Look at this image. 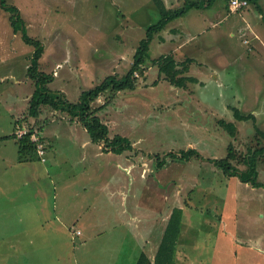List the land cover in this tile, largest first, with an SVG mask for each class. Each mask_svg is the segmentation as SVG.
<instances>
[{"label":"rangeland","instance_id":"374dc122","mask_svg":"<svg viewBox=\"0 0 264 264\" xmlns=\"http://www.w3.org/2000/svg\"><path fill=\"white\" fill-rule=\"evenodd\" d=\"M4 1L19 8L25 36L44 46L39 69L52 75L45 86L63 92L72 102L106 76L125 75L148 28L162 18L153 0L149 2L154 7L152 11L143 7L141 0ZM221 3L224 5V0ZM1 4L0 0V264H135L142 251L154 256L164 223L157 219L149 226L150 216L154 215L150 209L139 221L130 220L123 210L118 190L126 187L133 209L134 195L145 184L143 179L132 180L118 167L117 160L122 162L125 157L137 164V172L144 165L147 176L159 177L158 197L153 201L160 209L179 206L181 200L193 197L190 203L199 210L201 220H196L193 227L187 218L183 220L185 232L178 244L176 264H210L216 230L211 232L203 226L206 224L202 220L209 221L212 213L206 216L202 209L211 211L213 203L204 198L208 193L202 191L214 185L210 195L213 198L223 195L233 184L226 185L231 176L206 160L207 156L225 157L231 143L237 155L233 163L245 169V155L264 147V46L254 41V33L240 31L251 21L247 17V9H251L261 22L258 29L254 27L255 33L263 38L264 19L257 16L256 5L229 13L230 19H221L213 26V20L219 17L207 21L201 34L197 33L196 39L184 48L169 44L162 47L160 31L150 43L144 74L138 71V90L122 89L115 98H110L113 91L108 90L92 102L94 115L109 124L110 137L120 134L141 139V152L126 156L129 151L108 154L103 150L105 142L100 141V146L99 141H93L78 116L55 111L48 105L43 106V118L38 124L27 121L21 127L16 123V106L24 111L21 122L29 118L26 99L36 84L28 67L35 46L28 43L22 30H14L12 11ZM210 10L221 12L220 8ZM196 17L192 14L190 19L181 20L182 26L193 27L198 22ZM232 19L236 26H229ZM201 28L202 22L190 29ZM245 38L251 42L246 43ZM120 50H126L127 56L116 66L112 56ZM172 50L182 59H194L184 75L196 78L186 81L183 87L171 84L151 63L153 58ZM84 59L91 62L89 68L75 69ZM236 111L252 113L256 119L240 120ZM73 120L79 122V128L70 132ZM219 120L235 123L236 135L222 128ZM40 126L45 127V136L39 134L45 142L46 157L38 152L40 158L20 160L17 138L11 135L22 128ZM190 145L201 152L200 156L176 159L179 164L170 162V152H183ZM100 150L107 154H98ZM256 157L258 180L264 181V155L259 152ZM164 158V167L155 168ZM241 186L244 192L257 189L256 193H264V187L258 190L243 182ZM170 187L173 191L169 194ZM241 196V202L251 197L245 193ZM243 211L235 228L237 235L242 231L244 238H263L264 229L259 225L262 214L256 211L246 215ZM148 238L150 242L145 240ZM225 256L221 258L226 264Z\"/></svg>","mask_w":264,"mask_h":264},{"label":"crops","instance_id":"0c3cea01","mask_svg":"<svg viewBox=\"0 0 264 264\" xmlns=\"http://www.w3.org/2000/svg\"><path fill=\"white\" fill-rule=\"evenodd\" d=\"M141 1H142L141 4L143 5V7L149 8L150 11L154 10L153 5L151 3H149L151 0H141ZM191 1H194L195 6L190 8L186 12V14L180 16L179 18H175V19L171 20L166 25V27H164L162 30H160L161 32H163L159 35V38H160L159 42H160V45L162 47L169 44V45H172V48L173 47H177V48L183 47L184 48V46L186 44L191 43V41L193 39H196L195 36L197 35V33L201 34L200 31H202L204 29L205 25H207V21H211L215 17H219L218 18L219 20L217 18H216V20L215 19L213 20V22H212V26H213V25L218 24L219 21H221V19H225V18L230 19L229 13L238 12V11L230 10L227 0H224V5L221 3V0H191ZM163 2L167 8L181 9L186 4L187 0H163ZM250 4L256 5V7L258 9V15L257 16L264 19V0H257L256 3L249 1V4L245 7H243L242 9L248 8V6ZM210 8H215V9L220 8L221 12L213 11V13H212ZM222 12H224V13H222ZM192 14H197L196 18H198V22L195 23L196 25L193 26V24H192L193 27H199L200 23L202 22V28L199 31H196V30L191 31L190 28H193V27H191L190 24H187V25L185 24V26H182L181 20L190 19V16ZM248 15H249V18L251 19V21L249 20V22L247 23V27L240 29V31L245 33V34H248V35H249V32L254 33L253 38H256V39H254V41L255 42L259 41V43L264 46V34H263V38H262L259 34L255 33L256 29L254 28V27H256L258 29V27H260L261 22L255 18V14H253L251 9H247V17H248ZM180 23H181V26H179ZM235 23L236 22L232 19L229 26H236ZM251 23H253V24L251 25ZM159 32H157V33H159ZM231 34H235V31H231ZM154 37H155V35H154ZM249 42H251L250 39H249ZM150 46H151V44H150ZM252 48L256 49L254 43L252 44ZM149 50H150V48H149ZM126 54H127L126 50H125V52L120 50L117 53H113L112 58H114L113 62L116 63V66H119V64L124 61L125 57L127 56ZM165 54H173L174 57L178 61H183L186 58H191V62L194 60L193 57H189V56L188 57L184 56L185 58L182 59V57L180 58L179 56H176V52L174 50H172L170 52H165ZM119 60H120V62H119ZM80 61H81L80 63L76 64L77 66L75 69H78L81 66L87 67V65H91V62L87 63V59L86 60L85 59L80 60ZM190 63H189V67H191L190 65H192V63L191 64ZM87 68H89V66ZM112 71H114V69H112ZM193 77H195V76H193ZM138 88H139V86L137 85L136 90H138ZM31 96L28 99H26L27 105H29V101H30ZM18 103H20V102H18ZM16 107H17L18 114H17V116H15V119H16V121H19L17 123L20 124L21 127L25 126L27 121H29L31 123L36 122L37 118L34 116L33 117L29 116V115H28L29 118L23 119L22 122L20 120H18L20 117H22V114L24 113V111L23 110L20 111V109H19L20 106H16ZM43 110H44V108H43ZM55 111H57V110H55ZM42 118H43V114H41L39 116L38 122L40 120H42ZM54 119H57V118H54ZM54 119H51V122L54 121ZM23 122H25V123H23ZM70 122L72 125V126H70L71 127L70 132L71 131H77L78 130L77 128H79V127H76V126L79 124V122H77V120H73ZM104 123H106V122H104ZM18 124H16V125H18ZM182 125L185 126L184 124H182ZM108 126H109V124H108ZM40 127L41 128H37V130L40 132L41 135L43 134L42 136H45L44 135L45 134V127L44 126H40ZM83 128L85 130H87L86 127L84 126V124H83ZM222 128H223V126H222ZM124 136L128 137L131 140L132 148L126 149L122 152H115V151L109 149V150H106L108 154L109 153H111V154L115 153L116 155H122L125 151H129L126 154V156H132L134 154H138L141 152L139 149V146H138V143H139V141L141 142V139H133L127 135H124ZM84 143L87 144L88 140H86ZM99 143L101 146L102 145L101 142H99ZM47 144H48V142H47ZM191 147H192V145H190V148ZM100 149H101V147H100ZM107 153H104L102 150H100L98 154L106 155ZM46 154H47V150H46ZM46 154H45V157H46ZM212 159H214V157L207 156L206 160H208L209 162H213ZM169 160H170V162H173V163H177V164L181 163L180 161H177V160H181V159L176 160V159L171 158ZM117 161L119 164L118 167L121 168V170L123 171L124 174L128 175V173H129L132 177V180L135 181L137 178H139L140 180H142V179L145 180V184H144L143 188H140V191L138 193L136 192L134 195V199H133L134 200V207H133V209H132L133 201L128 202L130 194L127 192L126 187L122 186L118 190V193H120L119 196L121 197L122 202H123V206H122L123 210L129 214L130 220L139 221L140 219L143 218L144 211L146 209L153 210L154 215L150 216L149 226H151L152 221H155L158 219L159 221H161V224L164 223V228L162 231L163 233L165 231V228H166V225H167L168 220L170 218V215H171V213L175 207L183 208V210H184L183 220L185 221V219L187 218V220L189 221V224H191L192 227L195 225L196 220H201V216L198 215L199 210H196L197 208L195 209L193 207V205H191V203H190L191 199L193 197L189 196V195H188L189 196L188 199H190V200L188 201V199H187L188 202L186 201V199H184L185 201L181 200V204L179 206L169 207V205H167L166 208L162 207L160 209L158 207V205H159L158 202L153 201V200H156L158 197L159 177L147 176V174L145 173L146 169H145L144 165L137 172V168H136L137 164L130 161L127 157H125L124 161H122V162H119V160H117ZM213 164H215V163L213 162ZM156 167L158 168L159 165L155 166V168ZM162 167H164V166H162ZM152 170L154 171L155 169H152ZM215 171L216 170L214 169V172ZM164 172H167V171H164ZM151 174H152V172H151ZM182 175H184V172L182 173ZM225 175H228V174H225ZM180 176H181V173H180L178 178H180ZM219 176H221V175H219ZM229 176H231V178L229 177L225 181L226 185H230L232 183L233 186L225 189L226 191L223 193V195H225V197H223V195H218L217 197L215 195H213L214 196L213 198L210 197V195L213 193V190L215 189L214 185L209 186L202 191L203 194L208 193V194L204 195V198H206L207 200H209L210 202L213 203V206L209 204L212 208L211 211H210V209H202V212L205 211L206 216L209 213H212L209 221H206L205 219L202 220L204 222V224H206L203 226L205 228H210L211 232H214L216 230L215 238H214V244H213V248L215 249V252H214V256H211L212 258L210 260V264H225L224 259L221 258V256H224V255H226L224 258H227L226 264H264V255H263V257L261 256L262 252L264 254V246H261V244L264 245V237L261 239H256V240H254V237H252V236H246L244 238L242 236L243 232L240 231L239 235H237L236 229H235V228H238L237 225H238L239 215H241L243 210L245 211L246 215H250V213L252 214L256 211L261 213L262 218L260 219L259 225L262 226L261 227L262 229H264V193H260V194L256 193L255 191L257 189H254L252 192H244V189L241 186L242 182L245 184H249V185L252 183L242 180L241 177L238 175H229ZM259 181L264 184V181H261V180H259ZM190 183H191V181H190ZM212 184L217 185V183H214V182ZM252 185L255 187H258V190H262V187H264V185H261V186H257L254 184H252ZM248 187L251 188V186H248ZM171 190H172V188L170 187L169 192H168L169 194H170ZM244 193H245V195H250L251 197L249 200L246 201V198H245V202H241L239 200L242 197L241 195ZM180 196H182V195H180ZM109 197L110 198L112 197L111 194H109ZM144 197H147L150 200V202L144 201V200H146ZM176 199L177 198H175L174 200H176ZM144 204L147 205V208L144 207ZM244 205L248 206L249 208H252L255 206V209L242 208ZM244 211H243V213H244ZM202 212H201V214H202ZM147 218H149V216H147ZM154 223H156V221ZM191 225H190V228H191ZM149 226H148V228H150ZM182 226H183V231L181 228V232H180V235H179V238L177 241L175 264H176V259H177L178 251H179L178 250V244L180 242V239L182 238L181 235H183V233L185 232L183 222H182ZM163 233H162V237H163ZM162 237H161V240H162ZM145 240L147 242H150L149 238L145 239ZM161 240H160V242H161ZM160 242H159V245H160ZM159 245H158V248H159ZM199 247H202V244ZM216 248H217V250H216ZM222 248H224V249L222 250ZM157 250H156V253H157ZM223 251H225V252L228 251V253L224 254ZM260 251H262V252H260ZM142 252L146 253V251H142ZM140 254H139V256H140ZM146 254L152 260H154V257L156 255L155 254L154 256H150L148 253H146ZM139 256H138V258H139ZM259 257H262V258H259ZM138 258H137V260H138ZM137 260H136V262H137ZM219 260H222V263Z\"/></svg>","mask_w":264,"mask_h":264},{"label":"trees","instance_id":"16d2710c","mask_svg":"<svg viewBox=\"0 0 264 264\" xmlns=\"http://www.w3.org/2000/svg\"><path fill=\"white\" fill-rule=\"evenodd\" d=\"M153 1L158 7L162 18L148 28L146 37L142 40V44L138 47L128 72L121 77L114 73L106 76V78L100 84L83 91L80 99L77 102H72L64 97L65 95L63 92L58 90H49L45 86V83L50 78H52V75L47 74L39 69V60L44 54V46L41 44V42H34V40L32 42L31 38L25 36L26 32L23 26V21L21 20L22 17L19 8L13 4L6 5L5 1L1 0V7L12 11L10 20L14 30L16 32L22 30L23 36L26 38L28 43H32L35 46L31 57V64L28 67V74L34 79L36 84V88L30 98L28 107V115L37 118L35 124H38V118L43 113V106L48 105L52 109L63 110L69 114H72V116H78L94 141H105L106 146L103 148L104 150L110 149L115 152H122L126 149L132 148L131 140L124 135L116 134L111 138L109 137V126L104 123L99 116L94 115L92 102L98 96L104 92H107L108 90L113 91L110 98H115L117 92L121 91L122 89H136L138 85V75H136L135 72L140 71L142 74H144V63L147 62L146 59L149 56L148 51L150 48V43L154 35L166 27V25L171 20L186 14L190 8L195 6L194 1L187 0L186 4L181 9H170L166 7L163 0ZM249 1L255 3L257 2V0ZM190 62L191 58L178 61L173 54H162L156 58H153L151 61L152 64L158 66L160 73L163 74L166 80L179 87H183L186 84V81L195 79L193 76L184 75L189 70ZM107 103L103 104L100 109H103ZM235 115H237V118L240 120H247L251 118L256 119V116L252 113L243 115L236 111ZM17 122L19 121H16V123ZM219 123L231 135H236L238 128L235 123L225 120H219ZM33 128L34 127L30 128V130L21 137H19L16 132L11 135L17 138L20 160H29L34 156H38L40 158L38 155L37 143L31 138V134L35 130ZM259 152L264 155V147L255 149L253 154L247 153L244 158V162L247 167L245 169H240L233 163V161L236 160L237 155L234 145L230 143L228 145L226 156L222 158H214L212 161L216 165L222 167L226 174L238 175L246 182L261 186L264 184L258 180V157H256ZM168 156H170L172 159L188 160L193 156H200V153L195 148H188L187 150H184L180 153L170 152ZM164 162L165 158L164 160L159 161V166L162 167ZM183 217V208L175 207L166 225L154 260H152L145 252H142L136 264H175L177 241L181 232Z\"/></svg>","mask_w":264,"mask_h":264},{"label":"built area","instance_id":"2783aa9c","mask_svg":"<svg viewBox=\"0 0 264 264\" xmlns=\"http://www.w3.org/2000/svg\"><path fill=\"white\" fill-rule=\"evenodd\" d=\"M228 1V5L230 10L232 11H239L241 10L243 7L247 6L249 4V0H227ZM244 41L246 43H249V39L245 38ZM136 75H139L138 72H135ZM29 130L26 128H22L19 130V132H17V135L19 137L23 136L24 134H26ZM31 138L33 141H35L37 143V149L40 155H45L46 151H45V142L43 141V139L41 138L39 131L36 129L34 130V132L31 134Z\"/></svg>","mask_w":264,"mask_h":264}]
</instances>
